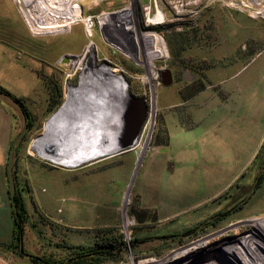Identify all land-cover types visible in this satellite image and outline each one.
I'll return each instance as SVG.
<instances>
[{"label":"rangeland","instance_id":"374dc122","mask_svg":"<svg viewBox=\"0 0 264 264\" xmlns=\"http://www.w3.org/2000/svg\"><path fill=\"white\" fill-rule=\"evenodd\" d=\"M263 4L264 0H99L77 8L73 29L34 33L24 16L25 3L0 0V37L33 62L55 103L52 110L36 113L32 130L16 147L19 167L16 164L14 178L19 172L21 187L28 180L32 192V186H41L44 194H31L38 208L24 194L29 211L23 253L13 239L0 242V264H34L30 256L56 264H90V258L102 259L99 264H169L183 249L216 234L211 244L193 253L194 258L205 264L220 257L232 264H254L247 246L264 258V220L251 223L264 217V179L257 187L264 174V145L252 165L242 166L237 179L222 188L221 182L214 183L216 168L210 165L229 162L233 144L251 145L250 138L239 134L242 130L223 146L181 148L193 150L194 158L183 157L184 194L182 182L176 184L168 172L171 159L161 160L168 156V147L158 144L166 141L165 126L173 110L183 98L212 84L211 73L226 70L232 75L264 54ZM148 34L159 36L166 49L153 61L148 54L156 40ZM165 69L172 73L170 86L162 84ZM250 70L231 80L234 94L238 80ZM184 75L192 80L185 81ZM35 90L31 109L42 96L39 86ZM135 99L143 100L146 117L128 146ZM181 121L191 126L188 116ZM196 127L190 133L198 132ZM61 136L67 151L74 146L83 150L69 152L67 160L44 151L47 142ZM174 151L177 154L175 146ZM156 161L163 164L159 170ZM240 168L221 167L226 172L222 179L238 175ZM254 231L261 232L251 235ZM106 238L116 246L96 253L97 244Z\"/></svg>","mask_w":264,"mask_h":264},{"label":"crops","instance_id":"0c3cea01","mask_svg":"<svg viewBox=\"0 0 264 264\" xmlns=\"http://www.w3.org/2000/svg\"><path fill=\"white\" fill-rule=\"evenodd\" d=\"M263 55H258L257 58L243 65L232 75L226 74V70H222L220 73H211L212 84L206 85L188 98H183L177 105L178 109L171 113V118L167 120L165 126L168 142L164 145V147H168L169 152L168 156H163L161 160L167 162L169 161L167 159H171L172 163H167L173 166L168 172L174 176L176 184L182 182L180 186L182 193H184L182 187L185 184L183 176L180 175V172L185 169L182 165V161H185L183 157H188V160L194 158H191L193 150L186 148L182 151L181 148L193 144L223 146L226 142H233L230 140L236 137L235 132L242 130L239 134L246 136L247 140L250 138L251 145L233 144L231 147L233 158L231 157L229 162L226 159L216 166L205 164L216 168L214 183L217 185L221 182L219 188H222V185L225 186L237 179L243 170L242 166L252 165L258 151L264 145V58L260 60ZM249 67H252V70L238 80L237 91L234 94V91L229 89L231 80ZM36 85L40 87L39 92L42 96L38 100L37 106L31 109L29 104L31 102L36 104V101H31L33 100L32 96L36 94L34 92ZM0 86L12 95L23 98L33 119H35L36 113L48 111L49 90L43 78L33 68V62L25 61L23 57H20L13 44L3 37H0ZM183 115L191 119V126L185 125L181 121ZM25 125L26 118L20 106L10 97L0 94V242H8L13 239V209L9 195L7 163L13 143ZM195 125L197 130L200 129L196 133H190ZM45 146L44 151L49 153L52 146L50 147L49 142ZM174 146L178 151L177 154L174 151ZM61 147L58 149L60 154L57 160H67L68 153L64 146L62 149ZM165 151V149L162 150V153L165 154ZM15 160H17L16 156L13 161L14 172L17 171L16 164L19 167V162L16 163ZM160 164L161 162L156 161L155 170L162 168L163 164ZM226 165H239L241 168L237 171L238 175L223 180L222 177L226 176V172L220 168ZM18 170L20 171V168ZM18 174H15L16 188L19 194H23L27 212L29 204L24 194H28L31 203L34 201L38 208L31 194H44L40 191L41 186H32V192L29 181L25 180L24 187H21ZM164 179V177L161 178V180ZM42 183L43 186H46V179L43 175ZM50 193L53 194L51 191ZM203 193L204 191L199 194Z\"/></svg>","mask_w":264,"mask_h":264},{"label":"bare ground","instance_id":"6f19581e","mask_svg":"<svg viewBox=\"0 0 264 264\" xmlns=\"http://www.w3.org/2000/svg\"><path fill=\"white\" fill-rule=\"evenodd\" d=\"M14 1L19 3V0H14ZM20 1H22L23 3L26 4V11H24V16L26 17V21L28 23L27 25H29L31 31L34 33H43V32H58L60 30H63L65 27H70L73 29V26H76L78 24L77 23L78 19L76 16L77 8L81 5H89L91 3L98 2L99 0H20ZM100 19H101V21H100L101 24H103L104 21L106 20L105 17H102ZM155 19H156L155 20L156 23H157V21L159 22L160 16H157ZM126 30H129V29H126ZM148 35H150L152 38H154L156 40V44L152 48L153 50H151V52H149V54H148V57L151 59V61H153V60H156L157 58H161L166 53V49H165L163 41L161 40V38L159 36H157L155 34L154 35L148 34ZM114 43H115L114 45H117L119 48L122 49V47H120V45L117 44L116 41ZM110 45L112 46V44H110ZM167 54H169V53H167ZM151 67H152V65H151ZM153 72L149 73V74L151 75L152 78L155 79L156 74ZM117 85H118L120 92H122L123 83H121L120 80H118ZM47 134H48V132H47ZM48 140H49V138H48ZM66 142L67 141H65V142L62 141V136H61V138L60 137L57 138L54 141V143L52 142L53 144L49 141L50 147L52 146V149L49 151V153L50 152H52L54 154L57 153L56 155L58 157V155L60 154L58 149H60L61 146L66 147V144H65ZM111 146L112 145H109L106 147L111 148ZM62 147H61V149H62ZM37 148H36V151L39 154H42L43 156H45V152L44 151L42 152L41 150H38L39 148L38 149ZM91 149H88V150H91ZM78 150H83V149L79 148V146H74V147H70L69 151L66 150V152L67 153H69V152L73 153V152L78 151ZM97 155H101V154L99 153ZM55 159H57V158H55ZM263 220H264V217H260L258 219L252 220L251 223L253 225H258ZM259 232H261V231H254V233L251 235H256ZM262 234L264 237V231L262 232ZM218 236H219L218 234H216L214 236H209L207 238H204V239L192 244L190 247L183 249L184 251L178 253L177 257L175 258V261L172 263H169V264H205V263H203V261L200 262V260H197L196 258H194L193 253H195V252H197V250L205 248L207 245L211 244L212 241L214 240V238H217ZM249 236L250 235L243 236V238L249 237ZM245 248L249 249V250H247V252H248L247 255H250L249 257L251 258L252 262H254V264H264V258L260 257L257 253H255L256 250L252 246H250V247L247 246ZM219 257L220 256H218V258ZM215 261L211 262V264H232V263H234L233 261L231 262L230 260H228L227 258H224V257H222V258L220 257L219 259H217V262H215ZM141 264H156V263L146 261V262H143Z\"/></svg>","mask_w":264,"mask_h":264},{"label":"trees","instance_id":"16d2710c","mask_svg":"<svg viewBox=\"0 0 264 264\" xmlns=\"http://www.w3.org/2000/svg\"><path fill=\"white\" fill-rule=\"evenodd\" d=\"M203 88L204 87H202L200 90H202ZM200 90H198V91H200ZM0 94H3V95H6V96L10 97L15 103H17L20 106V108H21V110H22V112H23V114H24V116L26 118L27 127H32L33 118H32V115L29 112V110H28V108H27V106L25 104V100L23 98H19V97H16V96L12 95L9 91H7L5 88H3L1 86H0ZM194 94H192V95H194ZM192 95H189L188 97H190ZM188 97H185V98H188ZM54 105H55V103L52 101V95L50 93L48 110H52L54 108ZM165 133H166V130H165ZM167 140H168V137L166 135L165 143L160 142L158 144L159 145H166L167 142H168ZM263 179H264V174H262L258 178L257 187L260 185V183L262 182ZM15 203H16V206H17V210H16V212H14L12 210L13 240L15 242V246L17 248H19V250L23 253V250H22V248H23V237H24L25 223L27 221V210H26V207H25L24 199H23L22 195L19 194L18 192L15 195ZM32 203H33L34 208H37L35 202L32 201ZM115 246L116 245H114L111 240L106 238L105 240H103V242L97 244V248L94 251L95 252L97 251L96 253H103V252L110 251ZM30 258H31V261L34 264H56V263H51V262H49V261H47V260H45L43 258H39V257L30 256ZM79 258H83V257L79 256ZM90 259H91V263L90 264H99V263H101L103 261L102 259H98V258H90ZM62 264H66V263H62Z\"/></svg>","mask_w":264,"mask_h":264},{"label":"water","instance_id":"95a60500","mask_svg":"<svg viewBox=\"0 0 264 264\" xmlns=\"http://www.w3.org/2000/svg\"><path fill=\"white\" fill-rule=\"evenodd\" d=\"M162 78V84L164 86H170L173 83V77L171 70L165 69L161 73ZM183 79L185 81H191L192 77L190 75H184ZM136 102V110L131 115V125L128 132V143L126 145L132 146V139L137 134V130L140 129L142 126L145 117H146V108L144 106V102L142 99H135ZM29 132V127H24L19 135L16 138V141L13 143V147L10 150L9 157H8V163H7V177H8V184H9V195L11 199L12 209L14 212L17 210V206L15 203V195L17 193L16 188V181L14 178V170H13V161L15 157V147L18 146L21 141L23 140L24 136Z\"/></svg>","mask_w":264,"mask_h":264},{"label":"flooded vegetation","instance_id":"af4514ba","mask_svg":"<svg viewBox=\"0 0 264 264\" xmlns=\"http://www.w3.org/2000/svg\"><path fill=\"white\" fill-rule=\"evenodd\" d=\"M25 127H27V124L25 125ZM32 130V127H29V131Z\"/></svg>","mask_w":264,"mask_h":264}]
</instances>
